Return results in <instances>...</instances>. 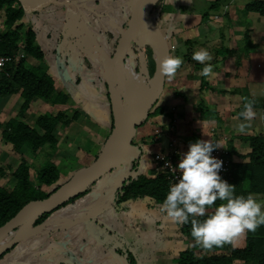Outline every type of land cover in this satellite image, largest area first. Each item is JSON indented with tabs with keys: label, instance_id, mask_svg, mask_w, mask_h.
I'll list each match as a JSON object with an SVG mask.
<instances>
[{
	"label": "crops",
	"instance_id": "1",
	"mask_svg": "<svg viewBox=\"0 0 264 264\" xmlns=\"http://www.w3.org/2000/svg\"><path fill=\"white\" fill-rule=\"evenodd\" d=\"M87 1L91 6H86L83 11L84 0H65L69 10L55 20H50L51 24L47 18L43 20L48 21L49 30L46 26H38L36 20L24 24L25 28H32L36 33V42L44 52L42 64L53 77L56 91L68 94V100L76 99L89 113L97 128L92 151L97 149L98 152L103 147L112 124L106 62L114 55L132 7L130 0ZM176 2L178 6L189 5L186 0ZM74 5L76 11L82 10L80 15L84 12L78 17L77 20H81L77 24L68 21ZM227 7L224 4L212 16L220 21L217 17L223 13L229 14ZM204 11L162 12L160 15L156 34L171 50V55L183 57V63L174 77H166L165 88L159 98L165 99L164 94L167 92L171 105H166L162 112L150 117L153 120L138 127L136 137L146 142L140 169L152 167L151 159L158 152L167 154L174 149L178 151L174 154L178 163L189 144L197 139L212 140L227 146L232 155L238 158L233 157V160L240 161L250 150L243 136L264 135L261 108L253 106L255 115L247 121L238 113L231 112L235 107L233 102H239L238 106L236 103L239 108L244 100L259 98L264 94V47L260 48L259 43L254 42L251 37L258 47L244 50V47L236 46L238 37H224L219 46L213 47L215 54L213 53L212 60L205 62L213 65V71L207 76L208 85L202 88L203 75L200 72L204 64L194 60L192 56L196 46L197 50L208 48L212 53L208 42L205 39L202 41L207 22L202 18ZM251 15L252 12L248 17L251 18ZM226 29L229 30L227 27ZM223 47L231 51L225 55L218 53L217 48ZM242 51L246 55H242ZM132 57L135 60L133 54H129L126 59L125 67L129 72V60ZM132 74L139 79L142 73L135 69ZM168 86L170 90L167 89ZM17 92L21 106L23 98L21 92ZM3 97L5 96H0V99L6 100ZM133 98L136 100L135 95ZM65 104L54 105L62 109ZM157 107L159 105L156 103L151 111ZM200 107H213L216 116L204 118L198 111ZM218 110H226V117H220ZM241 122L247 124L242 133L237 131V125ZM230 130L234 133L227 136L226 131ZM144 172L147 173L146 170ZM128 173L129 170L122 175L117 169L105 174L98 180L95 190L62 205L43 221L29 227L16 244L0 254V264H125L128 263L127 260H122V256H115L112 251L128 241L138 253L142 264H172L173 256L184 247V242L186 245L191 244L188 239L183 241L182 234L179 235V224L146 199L131 201L126 211H116L112 206L115 191ZM5 183L0 182V185L8 186Z\"/></svg>",
	"mask_w": 264,
	"mask_h": 264
},
{
	"label": "trees",
	"instance_id": "2",
	"mask_svg": "<svg viewBox=\"0 0 264 264\" xmlns=\"http://www.w3.org/2000/svg\"><path fill=\"white\" fill-rule=\"evenodd\" d=\"M223 2L224 0H211L208 9L202 13L203 20L208 21L212 16V12L219 10L223 6ZM191 9L183 5L178 6L176 0H168L167 2L162 0L150 14L148 25L156 32L162 12L181 11L190 13ZM242 10L245 16L251 12L264 16V0L247 1ZM193 12L195 11L193 10ZM1 13L5 15V28L0 32V48L3 53L12 56V59L0 76V96L20 91L23 98L21 111L28 109L36 98H42L53 104L66 103L69 95L56 91L53 77L42 64L44 52L36 42L35 31L32 28H25V24L21 20L24 10L19 1L0 0ZM128 20L125 22L124 28ZM240 20V22H248L247 18ZM249 29L250 27L246 28L244 33V50H248L250 47L256 48V44L251 40ZM20 51L23 52L22 55L19 54ZM229 51L231 50L226 47L217 48V52L223 55ZM129 54L135 55L136 69L140 72L142 70V61H144L145 65H143V69L146 71H143L146 74L141 73L144 75L147 88L150 87L154 82L156 70L153 48L150 45L138 46L132 44L127 57ZM201 85L202 88L208 85L207 76H202ZM249 100L253 102L252 106L262 109L264 123V94L259 98H251ZM246 101L244 100V103ZM119 103L121 107L124 106L122 97ZM244 103L238 108V114L243 110ZM65 111V109H62L56 114L52 112L39 114L36 119L37 127L19 117H11L5 122L0 121L2 137L6 143L12 144L15 151L22 152L26 146L32 153L38 155L47 143H49L53 150H57L59 140L55 136L56 126L64 118ZM110 111L112 124L107 136L113 127L111 107ZM162 111V106L157 107L154 111H150L148 118L143 124L147 123L153 114ZM198 111L206 119H211L215 115L211 108L208 107H200ZM77 118L78 111L75 109L74 115L68 119L66 118L64 122L68 124ZM39 129L43 130V132H40ZM243 138L247 140L250 150L242 157V160L232 161L230 183L235 185V192L237 194L247 195L251 193L254 196L264 195V135L252 134L243 136ZM141 142H138L142 147L141 157L128 164L130 167L129 173L115 191L112 206L116 211L128 210L131 201L144 199H151L153 206L161 208L169 185L173 183L167 173L154 172V175H148V173L140 171V163L145 152L143 143H146L144 141ZM99 153L100 150L93 155V160ZM115 170L117 169L111 171ZM12 176L15 179L12 185H0V225L14 216L30 200L47 197L61 185L57 184L60 170L52 160L45 161L38 169L36 177L39 185L33 183L30 165L24 158H22L20 165L12 172ZM51 187L53 188L49 190ZM91 189L92 187L62 205L76 200ZM54 210L38 217L30 227L43 221ZM212 210V208L206 209V215ZM198 219L202 220L204 217H199ZM179 227L180 233L187 237L188 243L191 244L183 247L173 256L172 264H232L236 260L251 264H264V224L260 225L255 231L245 232L246 244L244 246H235L231 241L221 246H213L211 249L199 246L203 251L207 252L206 255L201 257L196 254L197 244L192 242L193 238L190 235L191 224H182ZM117 250L127 258L129 264H141V260L131 244H127L126 242L124 246L119 247ZM226 250L230 251V253H226Z\"/></svg>",
	"mask_w": 264,
	"mask_h": 264
},
{
	"label": "rangeland",
	"instance_id": "3",
	"mask_svg": "<svg viewBox=\"0 0 264 264\" xmlns=\"http://www.w3.org/2000/svg\"><path fill=\"white\" fill-rule=\"evenodd\" d=\"M135 1L136 0H130L131 7H133ZM167 1L168 0H164V2H167ZM182 1L185 2V0H182ZM247 1H250V0H224L223 6L224 4L228 5L226 9H228L227 12H229V14L224 15L225 13H223L222 15L217 17V19H220V21L216 20L215 17L212 16L213 17L212 19L205 22L206 24L204 23L205 28L203 29V32L205 33L204 35H202V41L205 39L206 42H208L207 43L208 46H210V48L212 49V53H211L212 55L215 54L213 47L215 45L219 46L220 42L223 41L224 37L228 35L229 36L231 35L234 38L238 37L239 39L236 40V46L238 48L241 46L244 47L245 45L244 33H245L246 28L248 29V27H250L249 29L250 36L254 38L253 41L258 42L260 48L264 47V16H260L257 13H253V15H251L252 16L251 18H249L248 15L245 16V14L243 13V10H240V8H242L243 4ZM186 2L189 3L188 8L192 7V9L190 10V13H195L197 11L200 12L202 11V9L206 10L208 9V6L210 4L209 3L210 0H186ZM83 4L85 5L83 6L84 8L82 9L83 11H85L86 6L87 7L91 6V3H89L87 0H84ZM49 6L45 7L41 11H36V12H31V13L24 12L23 17L21 19L22 22L26 24L27 21L36 20V22L38 23L37 24L38 26L40 27L46 26L48 27L46 29L49 30V23L51 24V22L55 20V18H58L60 14L65 13L70 8L65 3V0H57L52 5L50 4ZM115 6H117V4H115ZM193 10L195 12H193ZM81 11L79 9H77L76 11V6L75 5L72 6V9L70 11L71 16L69 17L70 20H68L69 23L75 22L77 24L81 20L80 18H79L80 20H77L78 17H81L84 13L83 12L82 15H80ZM239 17L244 20L247 18L248 22L243 21L242 23H240L241 20L239 19ZM45 19L48 21L50 20L52 21L48 23V21L47 22L43 21ZM4 21H5V15L1 13L0 14V32L5 28ZM225 25H227L226 27L229 28V30L226 29ZM196 47H194V52L197 51ZM209 51L211 52V50ZM242 55H246L245 51H242ZM258 55L260 56L261 53H258ZM143 62L144 61H142L141 72L146 74V72L143 71L145 70L143 69V65H145V63ZM259 63H260L259 66H261L262 65L261 58L259 59ZM129 64H130L129 65L130 72L127 69L126 75L128 78L130 89H131V95L132 97H134L135 95L136 101H138L141 98L143 92L147 90V84L145 83V80L143 79L144 78L143 74H141L143 77L140 75L139 79L133 77L132 73H135L136 68L134 67H136V64H137L135 60H133V57L130 58ZM80 76L82 78V75ZM167 89L170 90V87L168 86ZM166 93L164 94L165 99L157 100V104L159 106H162L163 108L168 104L171 105V102H170L171 100L170 98H168L169 96ZM10 95L11 96L9 98H8V95L3 97V98H6V100L0 99L1 100L0 102V121L2 122H5L9 118L16 116V117L24 119L26 122H28L29 124L33 126H37L36 119L39 113L50 112V110H52V113L56 114L57 112H59L60 110L64 108L66 111H65L64 118L60 122H58L56 126L57 128H56L55 136L58 137V140H59V145L57 147V150H53L52 147L49 145V143H47L44 146V148L40 150L38 155H35L34 153H32L26 146L23 148L22 152L20 151L15 152L13 150L12 144L6 143L4 141L2 137V132H1L2 127H0V152H1L0 154V182H3L4 184H6L5 182H7L8 185L13 184L15 179L12 176V172L17 168V166L20 165L22 158L26 159L28 161V164L30 165L31 176H32L33 183L35 185H39L37 177H36L37 171L47 160H52L53 162H55L60 170V177H59L57 184H62L66 180L72 178L74 171L76 169L84 167L93 161V155L97 152V149L92 151V144L95 140L94 138H96L97 136L95 135L97 133V128L94 126L93 121L90 119L89 113L87 112V110L80 106V102L78 103L76 99L68 100L65 106L62 109H60V108L55 107V105L51 102H48L42 98H36L35 102L30 106V108L27 111L26 110L21 111L20 99L19 97L17 98L18 92L10 94ZM119 98L121 99L120 94H119ZM236 103L238 106L239 102H236ZM236 103L233 102L235 106L234 109L231 110L233 114L238 113V107L236 106ZM76 108L78 111V118L74 119L68 124L65 123L64 120L66 118L68 119L69 117L73 116ZM210 108L215 114L216 110L213 107H210ZM122 109H123V114H125L123 106H122ZM217 114H219L220 117H226L227 112L226 110H220V111L218 110ZM150 120H153V118H150L149 121ZM227 125H230V124H227ZM226 133H227V136H231V134H233L234 132L230 130V131H226ZM135 140L139 143H142L141 138L136 137ZM143 145L145 146L144 143ZM234 158L238 160L237 157H234ZM156 160L157 159H151L152 167H147L146 169L141 168L140 171L143 170L144 172V170H146L148 175H154L155 174L154 172H157L155 168ZM149 165L151 166V162ZM129 169L130 167L128 165H124L118 170L120 171V174L124 175L128 172ZM98 184H99L98 181L94 183L92 185L91 190H95L98 187ZM52 188L53 187L49 188V190ZM255 197L261 204H264V195L255 196ZM148 202L151 203L152 200L150 199L148 200ZM13 233L14 232H10L5 237H3L2 239L3 245L9 242V240H11V236H13ZM179 235H181L180 232H179ZM181 238L183 239V241L187 239V237L185 236L184 237L181 236ZM192 242L195 243L194 240H192ZM231 242L235 246H244L246 244L245 232L239 235L238 237L234 238ZM127 244H130L129 241L127 242ZM183 246L184 247L187 246L185 242ZM199 246L200 245L197 244V248H196L197 256L201 257L203 255H206L207 252L203 251ZM112 252L114 253L115 256H118V257L122 256L120 257L122 260L123 258L127 260V258L123 256L122 254H120L116 248ZM225 252L230 253V251L228 250H226ZM125 264H129V263L125 262ZM232 264H251V263L236 260Z\"/></svg>",
	"mask_w": 264,
	"mask_h": 264
},
{
	"label": "water",
	"instance_id": "4",
	"mask_svg": "<svg viewBox=\"0 0 264 264\" xmlns=\"http://www.w3.org/2000/svg\"><path fill=\"white\" fill-rule=\"evenodd\" d=\"M18 1L25 13H31L41 11L56 0ZM161 1H135L114 55L106 62V84L113 114V127L100 153L90 164L76 169L72 178L62 183L47 197L30 200L14 216L0 225V245L2 246L0 254L16 244L38 217L85 192L111 170L131 164L141 157L142 147L135 140L138 127L148 118L151 109L165 88L166 76L160 72V60L170 55L168 46L148 25L150 14ZM132 44L150 45L156 61L154 82L138 101L134 100L131 95L125 67L127 54ZM113 65L115 76L110 71ZM119 94L124 101L125 114L119 103ZM10 232H14L11 240L3 245V237Z\"/></svg>",
	"mask_w": 264,
	"mask_h": 264
},
{
	"label": "clouds",
	"instance_id": "5",
	"mask_svg": "<svg viewBox=\"0 0 264 264\" xmlns=\"http://www.w3.org/2000/svg\"><path fill=\"white\" fill-rule=\"evenodd\" d=\"M192 58L204 64L201 75L212 73L213 65L205 63L213 58L207 48L195 51ZM182 63L181 55H167L160 60V72L172 78ZM252 105V101H246L239 113L246 121L255 115ZM246 127L241 122L237 131L242 133ZM220 146L219 142L201 139L189 144L177 163L180 175L169 185L160 208L175 223H190L191 237L205 249L221 246L264 224V204L251 193L237 194L235 185L221 177L223 161L212 155ZM208 208L213 210L206 215Z\"/></svg>",
	"mask_w": 264,
	"mask_h": 264
},
{
	"label": "built area",
	"instance_id": "6",
	"mask_svg": "<svg viewBox=\"0 0 264 264\" xmlns=\"http://www.w3.org/2000/svg\"><path fill=\"white\" fill-rule=\"evenodd\" d=\"M22 53V51L19 52L20 55H22ZM11 59L12 56L3 53L0 48V74L5 71L6 66L11 61ZM175 153H178L176 149L167 154L158 152L154 157V159H157L155 167L156 171L169 174V177L171 178L173 183L178 179L180 175L179 169L177 168L176 159L174 158ZM212 155L222 159L223 166L220 171V175L223 179L227 180L230 183L231 165L233 161L232 152H230V149L227 146L222 145L218 148L213 149Z\"/></svg>",
	"mask_w": 264,
	"mask_h": 264
},
{
	"label": "bare ground",
	"instance_id": "7",
	"mask_svg": "<svg viewBox=\"0 0 264 264\" xmlns=\"http://www.w3.org/2000/svg\"><path fill=\"white\" fill-rule=\"evenodd\" d=\"M110 71H111V74L113 75V76H115V67H114V65L111 67V69H110ZM1 245H0V250H1Z\"/></svg>",
	"mask_w": 264,
	"mask_h": 264
}]
</instances>
